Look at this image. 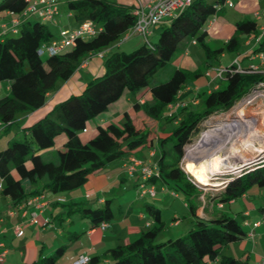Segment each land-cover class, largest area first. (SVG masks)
<instances>
[{"label":"trees","instance_id":"1","mask_svg":"<svg viewBox=\"0 0 264 264\" xmlns=\"http://www.w3.org/2000/svg\"><path fill=\"white\" fill-rule=\"evenodd\" d=\"M226 1L192 0L176 13L168 25L161 27L156 42H144L131 52H110L104 56L103 75L90 79L81 93L56 103L35 123L23 127L8 141L0 149V193L9 197L11 208H18L32 196L48 191L53 194L69 192L83 185L89 174L123 159L129 153L158 147L154 173L148 179H141L139 173L130 176L134 179L133 186L140 182L153 185L159 180L169 190L185 196L194 211L197 205L192 199L202 195V191L179 165L184 146L191 142L202 121L211 115L227 112L263 81L264 71H252L242 64L246 56L238 62L241 70L237 71L234 62L226 65L227 70L220 77L223 85L208 93L201 91L192 98L199 99L198 111L189 103L175 110H170L168 105L186 101L191 90H185V87L201 76L202 70L176 68L166 81L152 83L151 78L179 47L192 39L204 53L205 67L216 63L223 48L211 49L207 45L205 25L223 10ZM26 5V0H2L0 12L19 14ZM67 6L77 19L90 20L95 33L77 37L73 45L59 53L46 54L45 57L39 53L42 43L52 40V32L38 18L33 19L30 26L23 20L16 26V31L0 36V81L10 82L8 94L0 97V125L12 123L17 112L25 113L43 106L47 93L57 83L69 79L83 60L114 44L137 21L132 7L109 0H69ZM235 27L241 35H258L256 22L250 17L237 21ZM223 45L228 52H238L240 47L235 36ZM262 50L264 35L252 53ZM144 88L150 91L152 101L135 102L134 110H142L157 120L158 126L163 125L166 130L163 135L156 138L154 131L136 116L125 114L120 124L99 126L88 141L80 140L78 133L86 129L87 123L104 112L125 91ZM59 135H63L65 140L62 147L56 149V161L44 160L39 152L54 147ZM253 185L264 186V164L231 178L223 190L210 196L209 200L214 205H223L242 196ZM111 201V198H105L95 205L84 201L60 204L69 206L66 218L77 212L79 218L87 220L91 228H96L116 218ZM145 207L152 226L143 229L129 242L92 255L87 264H97L106 257L112 260V264H251L221 253L222 248L246 235L240 218L226 212H215L208 218L196 217L184 234L175 239L157 241L165 227L164 221L155 205L146 203ZM56 218L64 220L59 215ZM68 234V239L73 241L82 232L71 231ZM42 248L43 245L35 264H58V260L65 256V245L55 248L52 254H44Z\"/></svg>","mask_w":264,"mask_h":264},{"label":"crops","instance_id":"2","mask_svg":"<svg viewBox=\"0 0 264 264\" xmlns=\"http://www.w3.org/2000/svg\"><path fill=\"white\" fill-rule=\"evenodd\" d=\"M68 1L69 0H57L58 13L53 17V19L45 22L46 24L47 22L50 23L57 31H59L60 29H65L67 31H75L80 28L83 22L86 21L79 20L74 16L73 12L68 9ZM109 1L128 5L133 9L139 6L146 7L150 2H152V0ZM227 2H230L231 5H228ZM61 3L64 4L63 9H60ZM225 6L232 8L235 7L233 9L234 11L230 13L227 11H224L221 14L218 13L216 16L211 18L213 20L208 24V26L207 23L210 19L207 21L205 25V31H207L205 33V41L211 49L223 48V50L218 56H220V59H223L226 58L227 55H229L230 61L223 63V65L221 66L217 58L216 63L213 64V66L205 67V57L203 58V56L198 53L202 49L200 46H198L197 43H192L193 39L179 47L171 58L176 68H182L187 71L202 70L203 72L202 75H204V77L199 76L200 78L198 77L197 79L193 80L187 87H185V90H191V94L186 99V102L190 104L191 108H193L194 106H199L200 104L199 99L192 100V98L195 97L197 93L201 91H206L208 93L210 90L221 86V79L217 77L214 73H212L214 69L219 67L224 68L226 65H229L235 61L240 63L241 57L246 56V58L242 61V64L248 66L251 63H257L259 68L258 71H264V62H260V60L254 57L256 52L252 53L254 49H256V47L258 46L259 39L262 38L264 35V23L258 24L256 22V20H259L264 15V0H237L236 4H234L230 0H227L224 4V8ZM18 15L19 14L12 13V11H1L0 25L11 23V21L15 20ZM249 17L250 19H253L256 22V30L258 31V35H241L236 30L235 23L241 19ZM33 19H37V17H27L24 20V24L30 26L31 21ZM161 27L162 26H155L152 29L151 36L156 33L158 34ZM49 30L51 31V29ZM233 36L237 37L240 44L238 52H228L223 45L229 38ZM125 39L126 37L124 34V40ZM117 45L118 43H115L114 45L104 48L100 52L98 51V53L96 54L102 55L104 57L110 52H112L113 46ZM194 54H199V58L193 56ZM248 55H250V57H247ZM101 71V61L95 60V54L90 56L87 59V62L84 65L79 66L69 77V79L60 82L59 86H57L55 90L47 93L46 102L43 106L38 109L29 111L26 114L22 113L21 116L18 117V119L14 120L12 123L6 126L4 124L0 125V131H6L7 128L11 130L10 127L13 124H16L17 126V129L12 133L13 135L6 139L5 144L12 138H14L23 127L32 125L43 115H45L52 108L53 105L66 99L70 95L81 93L86 83L90 79L100 76ZM9 83V81H0V97L8 94ZM151 101L152 97L148 88H144L139 91H125L122 96L115 102L111 103L104 112L97 115L95 118H93L87 123L86 129L78 133L80 140L82 142L88 141L95 135L96 129L99 126L103 127L106 126L108 123L120 124L123 121L125 114H128L129 116H136L137 119L142 121V123L147 128L154 131L156 138L157 136L163 135L166 131L163 125L158 126L157 120L155 121L152 118L148 117L142 110H134L133 103H151ZM64 140L65 137L63 135L57 136L56 145L54 147L49 148L47 150H42L39 153L43 157L46 154H52V152H56V149L62 147ZM154 144L155 146H157L158 143L156 140ZM158 154V147L143 148L131 152L126 155L123 159L116 160L112 162L113 164H108L104 168L89 174L85 183L80 187L67 192L68 195L65 193H59L54 194L52 198H49L50 192L48 191L49 193L32 196L31 198H29L30 202L28 204L23 207L20 206L18 208H11V200L9 199V197L4 196L5 198H7L8 204L6 206L5 212L0 213V252H5L3 255V260L0 261V264H35V261L41 255V245H43L42 250L44 254H49L55 248L65 245L66 252L65 256L63 255L64 259L62 261V264H71L73 260L78 259L81 255L91 257L92 255L100 254L103 248H105L106 250L116 244H120L119 242H114L116 241V238H114L113 234H110L114 232V226L111 223L120 219H123L124 223L125 217L128 214L132 213L131 205L128 206V211L125 216L122 214L115 215L116 218L110 223H107V226L104 229H101L99 227L91 228V225L87 220L79 218L81 221H78V227L71 231L82 232V234L73 241L68 239V232L71 231H69L67 228L64 229L63 220L58 221L59 219L56 218L58 215L63 218V215L62 213H56L55 205H62L60 204V202L68 203L70 201H84L89 205H95V203H100L106 197L104 199L97 198V195H99V193L105 191V189H107L106 187H108L110 183H117L119 178H121V180H124V178L121 177V174L125 171L126 163L128 160H130L131 157H135L141 160L143 163L154 165L156 161V159L154 158L156 156L158 157ZM155 185L156 182L153 184V186L155 187ZM159 188L160 191H162L164 194L162 198L158 199V203L165 201V193L167 192L168 195L172 197V199L178 198L181 195L179 193H175V195L172 194L173 191L169 190L166 186H164L162 182H160ZM258 192H260V187H258V189L254 191L252 197L258 195ZM262 193L264 194V191H262ZM144 196L148 197L149 199H155L157 194L154 197H150L149 195ZM248 196L251 195H248L247 193H244L242 195L243 198H246ZM193 199H195V204L197 205L194 211L190 208L188 204V199H183V206H185L188 211H186L185 214L182 215V218L179 213H177L178 211L176 209H172L171 211L167 209L166 212L163 213L160 209V204L155 205L160 210L161 219L164 221L165 226L168 223L170 228H172L173 233L175 232L176 236L184 234L187 231L188 227L192 225L196 217L208 218L210 214L215 212L219 213L221 212V210L224 209V204L220 207V204L214 205L213 202L210 201L208 204L202 205L198 203L197 198ZM146 203L153 204V202L145 201L144 204ZM234 203L235 199L229 202V206ZM251 209L253 208L250 206L249 208L241 212L240 215H234L243 221L244 229L247 231L246 235L242 239L230 243L224 248L230 247L231 244H233L234 246H236V252L240 254L238 259L247 260L252 264H263L264 208L259 209V215L254 218H251ZM32 213H36L37 215V225L41 224V227L44 228L46 224L50 222L51 226H54V228L58 230L56 231L58 233L55 234V237H53L52 241L49 242L48 245L46 244V241H48V239L41 241V235L37 230L35 235H31L29 238L25 237L24 234L19 236H15L13 234L12 230L15 224L22 225V232H25L29 226H32L31 224H35L30 221V216ZM226 213L229 214L228 212ZM137 214L140 217V220H144L143 224L145 227L139 221L135 223V226L132 227L133 229L130 227L129 232L132 231L140 234V232L144 228L152 226L153 222L149 219V216L147 214H144L141 208H139ZM165 215L167 216L166 218L169 219L168 221H166V218H164ZM185 219L187 220V223L183 224L185 222ZM118 226L120 228L123 227L121 222L118 223ZM250 233L252 235H250ZM165 235L170 237L172 234L162 233V238H164ZM84 237L86 238V243L81 244L80 241H83ZM65 240H68L69 242L67 243L65 242ZM224 248H222V252ZM104 261H108L107 258ZM105 262L103 263L106 264ZM97 264L101 263L99 262Z\"/></svg>","mask_w":264,"mask_h":264},{"label":"rangeland","instance_id":"3","mask_svg":"<svg viewBox=\"0 0 264 264\" xmlns=\"http://www.w3.org/2000/svg\"><path fill=\"white\" fill-rule=\"evenodd\" d=\"M230 1H232L234 4H236V2H237V0H230ZM63 8H64V4L61 3L60 9H63ZM234 8L235 7L232 8V7L225 6V8L222 11H220L219 14L223 13L224 11H227L230 13V12L234 11L233 10ZM256 22L258 24L264 23V15L259 20H256ZM46 25L52 31V40L59 43L63 38V34L61 33V31L65 30V29H60L59 31H57L50 23L47 22ZM157 38H158L157 33L154 34L153 36H151V34L148 36V39L151 42H156ZM115 43L116 44L118 43V45L112 47V52H116V51L131 52L132 50L136 49L137 47H140V45H142L144 43V39L140 34L139 35L134 34V35H131L124 40V35H122L121 37H119L117 39V41ZM114 44H112V45H114ZM198 53H200L204 58L202 50H200ZM42 56L45 57L46 53H44ZM193 56H195L196 58H199V54L198 55L194 54ZM232 56H233V54H232ZM217 58L219 60L218 62L221 64V66L223 65V63L230 61L229 55H227V57L223 58V59H220V56H218ZM95 60H98V61L100 60L102 63V71L100 73V76H101L105 73L104 57L102 55L95 54ZM175 68L176 67L173 64L172 59L168 60L164 65H162L155 72V75H153V77L151 78V82L156 83V82L166 81L172 75ZM215 72L216 71L214 70L212 73L215 74ZM200 77H204V75H202ZM220 82H221V85L224 84L223 81H220ZM59 83H57L55 88H57V86H59ZM55 88L52 89L51 91L55 90ZM250 95L252 97V94H250ZM247 98H248V96H245L243 99H247ZM246 101L247 100H245L244 102L246 103ZM237 103L233 107H231L227 112H223L221 114H216V115H211L207 119L202 121L198 125V128L196 129L195 133L193 134V136L191 138V142L184 146V155H183L179 165L184 170V172L187 173V175L191 179V181L195 185L199 186L198 188H200V190L202 191V195L197 197V201L199 204H202V205L208 204L211 201V200H209L210 196H213V195L215 196V194L217 192L223 190L225 184L231 178L236 177V176H240L243 173H246L249 170H252L257 166L264 164V156H263L264 152L262 151V150H264V136L262 134H259L255 129H249L245 132V134H243V130H242V132H240L239 135L241 136V138H243V141H245L246 145L248 146L247 148L244 149L243 147H241L239 149L238 145L240 142L238 141V138L231 136L226 140L224 139L222 141L223 145L220 146V148H218V150H216L214 152L215 156H219V157L224 158V159L229 158L230 161H234V162L236 161L237 167L235 169H232V170L231 169L225 170V171H222L220 173H214V175H211L213 179L210 182L214 183L211 185L200 184V182L197 181L195 178V174L198 171L197 170L198 164L200 163V157H199L200 154L197 152H194L193 155H190L189 152H190L191 147L196 145L199 142L201 135L206 130V128H208L209 126L221 125L222 122L224 124H229L230 122H233L232 120H239V122L246 121L247 118L244 114L239 115V107L237 106L238 105ZM253 103H251V104H253ZM261 103H263V102H261ZM251 104H247V105H251ZM193 108L197 109V111L200 110V106H194ZM258 109L259 110L256 111V109L253 108L252 106L248 107V111H250L252 113L253 112L260 113L262 115L261 117L263 118V121H264V106H261ZM26 113H28V112H25L24 114H26ZM21 114L22 113L17 112L15 115V120L18 119V117H20ZM223 123H222V125H223ZM10 128H11V130L9 128H7L6 131H0V149H2L4 147L6 139L13 135L12 133L17 129V126H16V124H13ZM249 147H252L256 151V154L254 156H252L251 159L246 160V158H244V157L251 154L250 150L248 149ZM260 150L262 151V153H258V151H260ZM141 155H142V153H141ZM156 157L154 159H156ZM43 159L56 161V153L52 152V154L51 153L46 154L45 156H43ZM243 161H246V162H243ZM110 165H111V163H110ZM121 177L124 178V180H121V178H119L117 183H115V184L110 183V185L108 187H106L107 189H105V191H103V192L99 193V195H97V198H103L104 199L106 197V198L112 199L111 209L115 215H118V214L121 215L122 214L125 216L127 214V211H128V206L131 205V207H132V213L128 214L125 217L124 223H123V219H120V220H117V221L111 223L114 226L113 227L114 232L110 233V234H113L114 238H116L115 239L116 241H114V242H119L120 244H123L125 242L133 240L135 237L138 236L139 233H135L132 231L129 232V231H130V227L132 228L133 226H135L136 222L140 221V223L144 226V224H143L144 220H140V217L138 216L137 211L139 210V208H141L143 210L144 214L147 213V209H146L145 204H144L145 201L153 202L154 205L160 204L159 206H160V209L163 213L166 212L167 209L170 211L172 209H176L178 211L177 213H179L181 218H182V215H184L185 212L188 211L187 208L185 206H183V199L185 198V196H183L182 194L178 198L172 199V197H170L168 195V192H167V193H165V196H166L165 201L158 203V199L162 198L163 194H164L162 191H160V188H159L160 181L159 180L156 181V185L154 187L156 194H157L156 198L155 199H149L146 196H140L139 195L140 191H139L138 187L133 186L134 179H132L127 174L126 170L121 174ZM257 189H258V187L256 185H253V186L247 188L246 193L248 195H251V196H248L246 198H243L242 196L236 197L235 203L230 205V206H229V202L223 203L224 209L221 210V212L226 211L230 214V216H234V215L238 216L241 214V212H243L244 210H246L247 208H249L251 206L253 208L250 210L251 218L256 217L260 213L259 209L264 208V194L262 193V191H264V186L260 187V192L257 193L258 195L252 197V194H254V191ZM64 193L68 195L67 192H64ZM53 195H54L53 193H49V198H52ZM86 200H88V199H86ZM192 202L196 203L195 199H192ZM7 204H8L7 198H5L0 193V213L5 212ZM171 205H172V207H171ZM68 208H69L68 205L67 206L66 205H64V206L55 205L56 213H62V215H63L64 229L67 228L69 231H71V230H74L76 227H78L77 226L78 221H81V220L79 219L77 212L74 215H72L70 218H66V210ZM166 217L167 216L165 215L164 218H166ZM168 220L169 219L166 218V221H168ZM119 222L122 223V225H123L122 228H120L118 226ZM186 223H187V220L185 219V222L183 224H186ZM31 225L32 226H29L25 232L23 231L24 233L23 232L21 233V235L24 234L25 237L29 238L31 235H35L36 230H37V231H39V233L41 235V241L48 239V241H46L47 245L49 242L52 241L53 237H55V234L58 233V232H56L58 230H56L54 228V226H51L50 222L47 223L44 228L41 227V224H38V225L37 224H31ZM162 233H164V234L170 233L172 235L170 237L165 235L164 238H162ZM175 236H176L175 232L173 233L172 228H170V226L167 223V225L161 230L160 234L157 236L156 240L157 241H162V240L166 241L169 238L175 239ZM65 242L68 243L69 241L65 240ZM80 243L85 244L86 238L84 237L83 241H80ZM104 251H105V248H103L102 252H104ZM236 251H237L236 246L231 244L230 247L224 248L222 254L227 255V256H232L235 258H239L240 254L237 253ZM53 252H54V250L51 251L49 254H52ZM63 259H64V257L59 259L58 264H62ZM104 260L105 259L102 258L100 263L104 264L103 263V262H105ZM107 260L108 261L105 262L106 264H112L111 259L107 258ZM255 264H257V263H255Z\"/></svg>","mask_w":264,"mask_h":264},{"label":"built area","instance_id":"4","mask_svg":"<svg viewBox=\"0 0 264 264\" xmlns=\"http://www.w3.org/2000/svg\"><path fill=\"white\" fill-rule=\"evenodd\" d=\"M26 1V7L19 13L18 17L15 18V20L11 21V23L9 24L0 25V36L8 31H16V26L29 16H36L41 20V22H46L53 19V17L58 13L57 0ZM191 1L192 0H152V2H150L146 7H136L135 9H133V14L136 16L137 21H135L134 25L125 33V37L128 38L131 35L140 34L144 38V42L149 43L150 40L148 39V36L152 33V29L155 26H163L166 24L168 25L171 19L176 15V13L187 7L191 3ZM227 4L231 5L230 2H227ZM212 20L213 19H210L208 21L207 26ZM61 33L63 34V38L59 43L54 40L50 41L47 44L42 43L39 48V53H46L49 55L59 53L68 46L73 45L77 37L82 38L84 36L94 35L95 28L90 20H86L82 23L79 29L75 31L63 30L61 31ZM192 43H196V40L193 39ZM254 57L260 60V62H264V50L256 52ZM87 59L88 58L83 60L79 66L84 65L87 62ZM234 63L236 65L237 71L241 70V66L239 65V63L237 61H235ZM248 67L252 71H258L259 69L257 63H251L248 65ZM214 70L216 71L215 75L220 78L225 73L227 68L219 67ZM250 94H252V97ZM246 96H248L247 99H243V97L241 99L242 101L239 100V102L237 103V106L239 108L245 107L247 106V104H251L259 100H264V80L254 86ZM245 100H247L246 103L244 102ZM186 103V101H177L175 103L169 104L168 108L170 110H175L179 106L186 105ZM125 170L129 176H134L136 173H139L141 179H148L154 173L155 166L143 163L141 160L135 157H131L130 160H128L126 163ZM137 187L140 191V196L149 195L151 197H154L156 194L154 186L149 185L145 182H140ZM172 194L175 195V192H172ZM29 202L30 200L28 199L23 204H21V207L25 206ZM219 206L221 207L222 205L220 204ZM30 221L35 224L38 223L36 213L31 214ZM106 226L107 223L103 222L98 227L104 229ZM12 231L15 236L21 235L22 225L15 224ZM250 235L252 234L250 233ZM4 253V251L0 252V261L3 260ZM88 261V256L81 255L78 259L73 260L71 264H87Z\"/></svg>","mask_w":264,"mask_h":264},{"label":"bare ground","instance_id":"5","mask_svg":"<svg viewBox=\"0 0 264 264\" xmlns=\"http://www.w3.org/2000/svg\"><path fill=\"white\" fill-rule=\"evenodd\" d=\"M247 102V101H246ZM262 105L264 106V100H262ZM244 114L247 118L246 121L239 122V120H232L229 124L221 123V125H212L206 128L203 134L200 137L199 142L192 146L189 154L193 155L194 152L200 154V163L198 164L197 172L195 178L200 184L211 185L212 176L214 173H220L225 170H232L237 167L236 161H230L229 158H221L215 156L214 152L220 148L223 144V140L228 139L229 137H237L240 142L238 148L243 147L244 149L248 146L246 145L243 138L239 135L243 130V134L249 129H255L259 134L264 136V121L261 117L262 115L258 112L248 111V107L239 108V115ZM254 146V145H253ZM251 152L250 155L244 157L246 160H249L256 154V151L252 148H248ZM264 152V150H262ZM258 151V153H262ZM189 155V156H190ZM264 156V155H263ZM246 162V161H243ZM213 172V173H212Z\"/></svg>","mask_w":264,"mask_h":264},{"label":"water","instance_id":"6","mask_svg":"<svg viewBox=\"0 0 264 264\" xmlns=\"http://www.w3.org/2000/svg\"><path fill=\"white\" fill-rule=\"evenodd\" d=\"M261 102H262V100H259V101H257V102H254V103L251 104V105H247V107L252 106L253 108L256 109V111H258V110H259L258 108H260L261 106H263ZM262 108H263V107H262Z\"/></svg>","mask_w":264,"mask_h":264}]
</instances>
